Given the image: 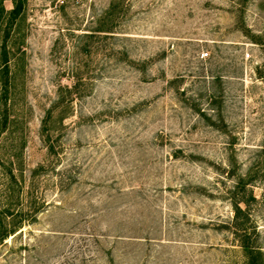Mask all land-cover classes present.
Returning <instances> with one entry per match:
<instances>
[{
  "label": "rangeland",
  "instance_id": "obj_1",
  "mask_svg": "<svg viewBox=\"0 0 264 264\" xmlns=\"http://www.w3.org/2000/svg\"><path fill=\"white\" fill-rule=\"evenodd\" d=\"M13 7L0 264H264V0Z\"/></svg>",
  "mask_w": 264,
  "mask_h": 264
},
{
  "label": "trees",
  "instance_id": "obj_2",
  "mask_svg": "<svg viewBox=\"0 0 264 264\" xmlns=\"http://www.w3.org/2000/svg\"><path fill=\"white\" fill-rule=\"evenodd\" d=\"M4 8V5H3ZM25 8V0H14V7L11 9L9 16L7 18L6 26H5V34L4 39L5 41L11 37L12 30L21 17L22 13L24 12ZM7 73L6 79L4 80L3 87H2V99L4 100L5 108L2 111V117L0 119V137L1 134L8 128L9 123L11 121V113L9 108V96H10V79H9V66L6 65ZM3 169L7 175H9L10 179L16 181V175L13 169L3 163ZM0 218V246L6 244V240L17 233L21 229L20 221L13 222L14 213L9 209ZM9 218L12 220L10 222ZM15 220V219H14ZM249 251V263L250 264H260L258 261V257L260 256V250L248 248ZM258 253V255L256 254Z\"/></svg>",
  "mask_w": 264,
  "mask_h": 264
}]
</instances>
